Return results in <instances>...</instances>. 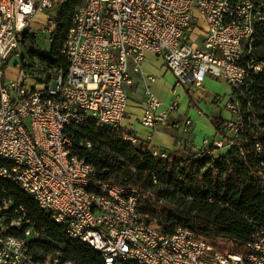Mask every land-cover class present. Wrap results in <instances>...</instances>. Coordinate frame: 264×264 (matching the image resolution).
<instances>
[{
  "label": "built area",
  "instance_id": "built-area-1",
  "mask_svg": "<svg viewBox=\"0 0 264 264\" xmlns=\"http://www.w3.org/2000/svg\"><path fill=\"white\" fill-rule=\"evenodd\" d=\"M64 2L0 0V181L24 192L100 264H264V242H258L264 227L235 249L226 240L209 242L187 228L166 235L145 223L140 207L154 195L95 179V167L73 151L75 135L69 133L90 125L122 129L132 74L141 72L145 55L152 53L164 60L176 82L165 108L145 91L140 125L155 131L171 124L189 133L192 120H172L178 90L189 85V95L197 99L205 79L212 78L231 87L225 105L231 118L216 119L220 139L211 144L180 142L198 157L216 160L217 152L233 148L243 157L236 139L251 126L244 123L242 101L249 111L250 88L264 76V62L253 51L255 28L264 25V0H81L61 51L66 72L57 70L42 87L29 86L23 76L7 80L9 62L19 65L25 35H34L31 29L44 18L50 37ZM248 120L258 126L255 118ZM123 139L138 143L135 136ZM149 153L170 162L164 151ZM256 178L264 191V168ZM6 210L5 201L0 213ZM4 221L0 217V264H76L58 253L36 259L29 242L40 233L25 228L30 222L22 217L10 221V228L23 230L15 237Z\"/></svg>",
  "mask_w": 264,
  "mask_h": 264
},
{
  "label": "trees",
  "instance_id": "trees-1",
  "mask_svg": "<svg viewBox=\"0 0 264 264\" xmlns=\"http://www.w3.org/2000/svg\"><path fill=\"white\" fill-rule=\"evenodd\" d=\"M80 4L81 0H67L58 9L48 54L36 52L34 35L24 37L23 54L26 52L29 60H37L44 71H50L46 85L57 70H67L68 63L61 51L73 10ZM253 51L264 62V25L255 28ZM250 93L251 109L248 111L242 101V116L251 129L236 139L243 157L235 148L216 160L198 157L189 150L183 157L169 155L170 162H165L151 156L147 144L124 140L125 135H133L123 128L100 130L95 125L69 131L75 135L72 149L95 167L94 178L98 181L154 195V200L147 198L140 207L145 223L166 235L177 228H187L204 240H226L236 249L251 242L257 228L264 227V191L256 178L257 171L264 168V76L254 79ZM250 117L255 118L258 126L249 122ZM218 124L217 120L213 122L216 131ZM80 142H88L90 147ZM5 201L7 210L0 217L6 218L8 234L23 235V230L9 227L10 221L22 217L30 222L25 228L40 233L39 239L29 242L36 259L58 253L62 259L76 264H100L91 250L67 238L64 227L24 192L0 181V207Z\"/></svg>",
  "mask_w": 264,
  "mask_h": 264
},
{
  "label": "rangeland",
  "instance_id": "rangeland-1",
  "mask_svg": "<svg viewBox=\"0 0 264 264\" xmlns=\"http://www.w3.org/2000/svg\"><path fill=\"white\" fill-rule=\"evenodd\" d=\"M44 18H41L39 20V23H36L34 25V28L31 29L32 34L35 35V50L38 53L41 54H48L49 53V49H50V37L49 34H47V30H46V23L44 21ZM147 57V56H146ZM146 57L144 58V61L146 59ZM159 62H161V60H158ZM18 62V67H15L14 62L11 60L6 68L5 71V77L7 80H15V79H20L21 76H23L24 78H26L27 84L29 86H34V87H42L44 85H46V81L49 78V72L50 71H44V66L39 65V62L37 60H29V57L27 56V53L25 52L24 54L22 53V57L20 58V60L17 61ZM141 64V70L144 73V70L142 68ZM18 69L21 72V74H18ZM156 69V80L157 83H155L151 90L153 92H155V87L158 85V87H160L162 89V95H164L166 97V93L168 90V77L166 78H162V69L160 68V66H155ZM141 73V72H140ZM171 75V73H170ZM173 76V75H172ZM51 78V77H50ZM173 78L175 79V77L173 76ZM162 79H163V83H162ZM50 80V79H49ZM208 81V82H206ZM50 82V81H49ZM176 82V79L173 83V85L171 86V88L174 86ZM170 88V89H171ZM186 88H189V85L186 86ZM203 90L200 92L201 95L203 96V100H196L195 96H190L188 91L186 92L188 95V99L190 100V106L189 109L187 111V115L191 118V120L193 121V133L194 134H186L183 135L181 132L179 134H181L185 139L188 138V136L191 137L188 139H193L194 140V144L196 146L200 145L202 140L204 138L208 139V140H212L213 137H215V135H217V131L216 128L213 125V122L216 119H222V120H227L231 118L230 113L226 110L225 105L227 103V101L229 100V96L231 93V87L221 81L212 79V78H206L203 86H202ZM187 90V89H186ZM193 91V90H192ZM213 93V103H209L207 104L206 101V97L208 96V94ZM170 95H171V90H170ZM180 95V94H178ZM134 97L130 98V102L128 104V108L127 111L130 114L133 113H137L138 110L135 109V104L134 102H137L136 100L132 99ZM172 98V95L170 97V100ZM140 102V101H139ZM170 102V101H169ZM168 102V103H169ZM168 104H166L163 108H165ZM200 112V113H199ZM177 114L181 115L180 113L177 112ZM194 114L195 116H202V118L205 120V123H200L198 126V132H195L196 129V119H194ZM123 124L126 125L127 127L129 126L133 133L141 138V137H147V135L149 136L150 131L148 129H143L141 128L136 122H134V120H124ZM191 132V131H190ZM217 139H220V136L217 135ZM157 141H155L153 139V143H155ZM227 151H219L217 153H225ZM225 247L224 245H222V248ZM225 248H229V246H226Z\"/></svg>",
  "mask_w": 264,
  "mask_h": 264
},
{
  "label": "crops",
  "instance_id": "crops-1",
  "mask_svg": "<svg viewBox=\"0 0 264 264\" xmlns=\"http://www.w3.org/2000/svg\"><path fill=\"white\" fill-rule=\"evenodd\" d=\"M145 57H146L145 61L143 60V62H142V64H143L142 68H143L145 74H143L142 70H141V73L132 74L133 84L127 90L128 104L130 102V98L134 97L132 99L137 101V102H134V104L136 105L135 109H137L138 112L130 114L126 109L125 117L123 119V121L124 120H134V122H136L143 129H146V128H144L143 126L140 125L139 120H140V117H141L142 111H143V104L142 103H143L145 91L147 89H149L152 92V94L163 104V106H165L170 101V97H171L170 90L172 89L171 86L173 85V83L175 81V79L172 76L171 71L167 68L164 60L161 57L156 56L155 54H152V53L146 54ZM158 60H161V62H159ZM155 66H160V68L162 69V71H161L162 72V78L168 77V90H167V93L165 94L166 97L164 95H162L163 91L160 87H158V85L155 87V92H153L151 90L152 86L155 83H157V80H156V75H157L156 73L157 72H156ZM170 73H171V75H170ZM148 77L153 78L154 81L150 82ZM206 82H208V81H206ZM162 83H163V79H162ZM186 89H187L186 87H182L178 90V94H180V95H179V108H178L177 112L180 113L181 115L177 114V112L174 113L172 115L173 116L172 120L175 117L176 118L178 117L180 119L189 118L191 120V118L187 115V111H188L189 106H190V100L188 99V96H187L188 94L186 93L187 92ZM202 90H203V88H202ZM212 94L213 93H210L206 97L205 102L207 104H209L210 102L213 103L214 102L213 98L217 97V96L213 97ZM199 97L196 100L202 101L203 96L201 95V93H200ZM127 108H128V105H127ZM194 119L197 120L195 132H198L197 128H198L199 124L205 123V120L202 118V116H195V114H194ZM123 121H122V125H121L122 128L126 132L135 136L140 142L147 144L150 149H158V150L164 151L168 155H173L176 158L183 157L188 152H190L188 148L184 147L181 144V142H180L181 139H184V140L190 142L191 146H196L194 144V140H193L194 138L191 140L188 139L191 137L192 134H194L193 133V130H194L193 126L191 129V132L187 133V135L191 134L190 137L188 136V138H186V139L181 134H179L180 133L179 131L172 128L171 124H168L167 126L161 128L159 130H155V131H151L148 129L150 131V134H149V136L147 135V137L145 139V137H141V138L137 137L133 133L132 129L129 126L127 127L126 125L123 124ZM192 123H193V121H192ZM153 139L157 142L153 143ZM204 140H207V142L209 144H211L214 140H217V135H215V137H213L212 140H208V139L204 138L202 140L201 144L198 146H201ZM198 146H196V147H198ZM224 150L228 151L227 149H223L221 151H224ZM225 153L218 154V157L223 156Z\"/></svg>",
  "mask_w": 264,
  "mask_h": 264
},
{
  "label": "bare ground",
  "instance_id": "bare-ground-1",
  "mask_svg": "<svg viewBox=\"0 0 264 264\" xmlns=\"http://www.w3.org/2000/svg\"><path fill=\"white\" fill-rule=\"evenodd\" d=\"M258 242H264V235H258Z\"/></svg>",
  "mask_w": 264,
  "mask_h": 264
},
{
  "label": "water",
  "instance_id": "water-1",
  "mask_svg": "<svg viewBox=\"0 0 264 264\" xmlns=\"http://www.w3.org/2000/svg\"><path fill=\"white\" fill-rule=\"evenodd\" d=\"M65 1H67V0H65Z\"/></svg>",
  "mask_w": 264,
  "mask_h": 264
}]
</instances>
